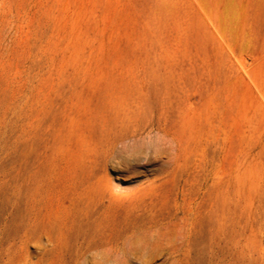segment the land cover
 Masks as SVG:
<instances>
[{
    "label": "rangeland",
    "instance_id": "1",
    "mask_svg": "<svg viewBox=\"0 0 264 264\" xmlns=\"http://www.w3.org/2000/svg\"><path fill=\"white\" fill-rule=\"evenodd\" d=\"M62 232L58 264L264 263V0H0V264Z\"/></svg>",
    "mask_w": 264,
    "mask_h": 264
},
{
    "label": "bare ground",
    "instance_id": "2",
    "mask_svg": "<svg viewBox=\"0 0 264 264\" xmlns=\"http://www.w3.org/2000/svg\"><path fill=\"white\" fill-rule=\"evenodd\" d=\"M164 232H166V231H164ZM67 238H68V236L65 232L60 233L59 238H58L60 243L56 246L59 250L56 254H53L51 257L45 258V256H39L36 260H34L33 257L31 256V253L27 250L26 253L24 255H22L21 258L16 259L17 261L15 263L11 262L9 264H58V260H60V259L63 260L66 256L65 250H66ZM48 239L50 242L52 241V238L50 235L48 236ZM25 245L28 246V243H25ZM177 249H178V245H175V244L164 245V246L160 247L157 252L161 255L169 254L170 256H172L176 253ZM50 259H51V261H50Z\"/></svg>",
    "mask_w": 264,
    "mask_h": 264
}]
</instances>
